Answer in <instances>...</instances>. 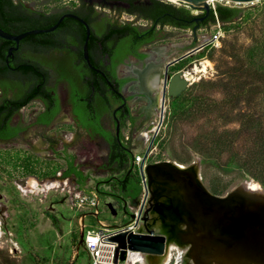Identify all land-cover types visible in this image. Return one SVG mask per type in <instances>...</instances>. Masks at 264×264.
Returning <instances> with one entry per match:
<instances>
[{"label":"rangeland","instance_id":"obj_1","mask_svg":"<svg viewBox=\"0 0 264 264\" xmlns=\"http://www.w3.org/2000/svg\"><path fill=\"white\" fill-rule=\"evenodd\" d=\"M14 1H22L25 6L34 8L39 7L41 4L52 7L56 5L51 0ZM62 3H64V0H62ZM171 4L185 7L192 14L202 13V11L183 5ZM218 4L240 10L239 16H242L247 11L254 13L253 17L255 19H259L261 16L260 12H258L259 9L262 8L264 10V0L245 4L219 1ZM239 18H236V20ZM253 32L255 30L251 24H242L232 30L225 31L222 24L217 23L198 30L196 33L189 29L165 28L158 38L161 40L157 41L156 45L170 52L171 59H173L194 47L206 43L220 33L218 47L204 48L187 57L186 67L183 69V72L193 74L195 68H198V70L203 68L202 63L208 64L206 72L193 74L195 81L187 87L184 93L188 92L193 84L215 83L216 87L212 89L205 86V92L211 101H219L227 93L226 88L221 87L222 82L226 81H223L222 72L226 68L231 67L233 63L230 59L226 61L221 56L220 48L226 44V49L227 46H236L237 49L242 50L250 43V37L254 34ZM212 49H214L212 59L206 57L198 58L200 53L207 54ZM147 53L152 54L153 52L147 51ZM47 63V66L52 67L54 70L59 68H63L62 72L69 70L67 64L64 65L61 59H55ZM123 69L126 70L124 67ZM169 75L171 76L173 73L170 72ZM55 85L58 87V98L62 105L61 122L47 127L34 125L35 116L42 108L38 102H34L18 112L13 118V122L22 125L25 131L15 140L0 143V150H10L8 154L4 151L0 152V264H90L87 253L79 244L80 227L82 223L88 227H97V221L92 216H87L80 224V217L85 211L79 210L71 198L79 190H95L98 181H103L106 178L107 175L102 174L103 170L101 168L105 151L101 145L97 144L94 137H88L84 132L70 128L66 86L57 81H55ZM161 88L162 83L159 84V89L156 90L158 101H160ZM197 90V88H194L193 92L196 93ZM234 91L235 89L233 88L230 93ZM255 92L261 93L260 96L257 95L258 97L253 100L252 96L254 95L249 93V97H251L247 100H250V102L245 99L241 100L237 110L232 114L233 117L241 113H260V99L262 94H264V86L255 90ZM130 95L131 93L126 94L127 97ZM231 95L233 94H229V96ZM131 104L136 123L133 126L125 127L123 135L129 138L133 155L144 156L154 135L155 128L159 123L160 109L157 106L151 112L150 118L144 121L143 114L147 100L141 99ZM168 106L169 98H166L163 120L156 135L158 140L153 142L150 147L146 165L170 162L184 167L196 164L202 169L201 157L197 150L199 143L201 144L202 141H204V144L207 143L205 135L215 128V131L220 134L225 131L238 130L240 127V122H237L236 118L233 122L225 124L224 121L227 117L217 118L215 114L210 116L195 114L187 118H177L168 127L166 125L167 120H165L168 115ZM249 137V135L242 133L240 138L238 137L237 141L234 142V150L242 155L254 139L249 140ZM52 148L57 149L58 154L62 157L63 153L75 157V164L86 177L83 186H79L74 177H61L65 164L60 157H50ZM21 154L25 156L35 155L37 157L30 159V163H35L33 166L35 174L33 176H25L23 170L12 168L13 163L5 166L7 162L5 163L4 161L8 160L3 159H7L8 156L13 159ZM214 156L220 161L219 169L210 167L204 169V172L207 173V179H211L216 175L221 177L223 182L229 184L226 194L242 184L244 189L247 184H259L247 176L246 172L241 174L237 170H227L231 172H225L224 174L222 171L226 169H223L222 165L226 164L229 155L222 152L221 154L215 153ZM177 159H183L186 163H180ZM202 173L201 178L203 176ZM202 182L207 188L203 178ZM100 190L109 191L110 189L109 187L101 186ZM98 195L99 221L108 226H117L123 225L130 220L132 209L137 205V201L135 202L136 205L126 208L127 213L125 214L123 204L121 205L117 199L109 195ZM160 200L164 201L163 199ZM145 220L142 231L146 229L156 231L155 229L161 226L165 231L162 232V229V231L156 232L166 236L169 234L170 227L164 224L155 211L148 213ZM146 258L153 264L152 260L155 258L150 256ZM179 258V253L172 251L170 264H181ZM154 264H156V259Z\"/></svg>","mask_w":264,"mask_h":264},{"label":"flooded vegetation","instance_id":"obj_2","mask_svg":"<svg viewBox=\"0 0 264 264\" xmlns=\"http://www.w3.org/2000/svg\"><path fill=\"white\" fill-rule=\"evenodd\" d=\"M170 3L173 2L168 3L164 0H64L65 8L58 7L55 12L50 10L47 13V15H59L60 17L67 14L75 15L86 22L90 36L106 37L107 44L112 50L113 59H110L109 53L102 54L103 56L98 58L99 52L97 51H100L101 47L98 40L94 45L90 42L87 44L91 65L102 72L104 76L92 70L84 59L85 27L77 20L68 18L75 23L71 28H60L59 24L53 31L26 35L19 39L18 43L0 37V109L4 110L0 116V134L15 131L13 136L0 137V143L15 140L25 131L22 125L13 122V118L18 112L34 102H38L42 107L35 116L34 125L47 127L61 122L62 105L58 98V87L55 85V81H57L63 83L67 89L70 128L76 131L80 130L88 137H94L97 144L104 149L105 155L110 149V143L114 142L121 143L125 152L132 151L128 147L129 138L123 135L125 127L133 126L136 123L131 103L146 99L144 121L150 118L153 109L159 106L156 90L162 83V92L166 76L165 67L167 62L172 60L170 52L156 45V42L161 40L158 38L162 30L165 28L189 29L196 33V31L212 25L210 23L202 24L207 19L208 14L191 13L193 19L184 20L189 23V27H174L172 25L174 19H181L173 14L172 8L169 6ZM25 7L30 11L36 9V7ZM180 7L177 8L178 11H181ZM200 18L203 19L200 20ZM56 22L51 25L33 27L19 33L1 25L0 29L9 36L16 37L35 30H47ZM123 28L135 29L139 33L138 38L133 40L130 32H125L126 34L119 36L124 31ZM147 51L153 53L148 54ZM55 59H61L64 65L67 64L69 70L62 72L63 68L54 70L52 67H48L47 62ZM24 61H33L42 65L43 69L46 70L47 74L44 75L43 80H47L40 89L35 90L34 87L30 86L31 81H22L18 77L19 75L15 70L19 67L20 62ZM179 62L167 68V76H170L171 68ZM149 73L154 75L150 77ZM89 74H94L102 79L106 90L103 91V96H99L98 93L96 96L90 97L89 102H86L83 100H86L85 97L89 91H94V87L88 83ZM115 81L122 83L117 85ZM46 93L50 98L44 96ZM129 93L131 95L127 97L126 94ZM166 98L168 97L166 96ZM27 99H30L29 102H25ZM87 103L91 104L93 120L88 116ZM19 105H21L20 108L6 122L7 114L13 110L14 106ZM75 109L79 111V117L81 116L83 121H94L104 134L93 133L92 128L86 129L81 126L79 124L81 119L77 117L78 113L74 114L73 110ZM48 117L46 123L45 118ZM122 137L124 141L121 139ZM50 151V157H62L58 154L57 149L52 148ZM71 156L74 165H76L75 157ZM151 192L152 197L146 216L151 211H155L166 222L173 217L171 205L160 199L170 196V188L167 185L156 184L151 188ZM140 197L141 192L137 202H139ZM134 204L125 202L123 206L126 209Z\"/></svg>","mask_w":264,"mask_h":264},{"label":"trees","instance_id":"obj_3","mask_svg":"<svg viewBox=\"0 0 264 264\" xmlns=\"http://www.w3.org/2000/svg\"><path fill=\"white\" fill-rule=\"evenodd\" d=\"M54 5L53 7L50 5L41 4L39 7H36L34 11L28 10L22 1L14 2V0H0V25L10 28L13 32H22L27 29L37 27V26H45L51 25L55 23L59 19V15H47L50 10L56 11V8H65L62 3V0H52ZM59 1V2H58ZM172 8L173 14L177 16L181 20L174 19L172 25L178 28H186L189 27V23L185 22L186 20H192L193 16L191 15V11L185 7H180L181 11H178V7L169 5ZM240 10L232 7H227L223 5H216L215 9H209L208 17L202 23L205 25L206 23H210L215 25L217 23L222 24V27L225 31H229L234 29L236 26L245 24L252 25V28L255 30L254 34L250 37V43L244 47V49L240 50L235 47L227 46L226 44L220 48V54L222 57L229 61V59L233 62L231 67L226 68L225 71L222 72L223 81L221 87H225L227 93L224 98L219 101H211L207 93L205 92L206 88L212 89L216 87V84L209 83H198L190 86L189 91L186 93H182L180 96L175 97L173 99L169 98V106H168V115L165 117L167 120L166 125L169 127L170 123L176 120L177 118H187L189 116H194L195 114L207 115L210 116L215 114V116L227 117L224 121L225 124H229L233 122L236 118L237 122H240V127L238 130L234 131H225L218 134L215 130H211L209 133L205 135V141L199 143L198 145V154L201 157V167H202V178L203 181L207 185V189L214 196H224L226 195L229 184L222 181L221 177L214 175L213 178L207 179V173L204 172V169L214 167L219 169L220 161L216 159L214 156L215 153L221 154L225 152L229 155L227 158L226 164L222 165L225 172H231L227 170H237L241 174L246 172L251 179L258 182L261 187L264 189V94H262L260 99V113H241L239 115L232 114L235 110H237V106L241 100H246L250 102L249 93L252 95V99L260 96L258 92H255L261 86H264V10L262 8L259 9L258 12L261 14L259 19H255L253 14L249 11L243 13L242 16H239ZM204 14V12H202ZM240 17V18H239ZM236 18H239L236 20ZM88 20V19H87ZM185 20V21H184ZM258 22V23H257ZM75 23L66 18L60 23V28H71ZM184 26V27H182ZM129 29V31H128ZM122 30V29H121ZM123 32L119 34L122 36L129 33L132 36L133 40L138 38L139 33L133 28H123ZM118 33V32H116ZM100 42L101 47L99 52V57H102V54L109 53L108 55L112 58V50L107 44L106 37L102 36H90L88 42L92 43V45L96 44V42ZM6 44V43H5ZM214 49L208 51L207 54L200 53L198 58H213ZM92 57V56H90ZM228 59V60H227ZM187 58L180 61L174 67H172V73H176L185 68ZM106 69V68H105ZM18 73V77L22 81H31L30 86L34 87V89H40L45 80H43L44 75L47 74L46 70L43 69L42 65L37 64L33 61H24L20 62L19 67L15 70ZM16 73V74H17ZM89 85L94 87V91H89L88 95L85 97L83 101L89 102L90 97H94L99 93V96H103V91L106 90L104 82L98 76L94 74H89ZM117 85L121 84L120 81H115ZM205 86H208L205 88ZM194 88L198 90L196 93L193 92ZM235 89L233 93H230L232 89ZM204 89V90H202ZM198 92V93H197ZM229 94H233L229 96ZM258 95V96H257ZM44 96L50 98L48 93L44 94ZM31 97V96H30ZM29 97V98H30ZM30 100V99H29ZM27 101L25 102H29ZM21 105L14 106L13 110L7 114L5 117L6 122L10 119L11 115L14 114ZM74 114L78 113L77 117L81 120L79 124L84 128H92L93 133H99L100 135L104 134L97 124L93 120L94 116L91 115V104L87 103V113L91 118L90 122L83 121L81 116L79 117V111L77 109L73 110ZM4 112V110L0 109V116ZM237 112V111H236ZM48 118H45V122H48ZM249 135V140H252L248 149L244 151L241 155L238 151L234 150V142L237 141L238 137L240 138L241 134ZM13 133L8 134H0V137L7 138L13 136ZM124 141V138H121ZM156 139L154 142H156ZM156 144V143H154ZM162 146V144H161ZM128 147H130V143L128 142ZM109 151L106 155H104L103 163L101 168L103 170V175H107L103 181H98V184L95 186V190L98 194L109 195L117 199L121 205L125 202H131L134 204L141 192L140 187V178L139 173L135 165L132 164L133 153L132 151L125 152L122 148L121 143H110ZM8 154L10 150L3 149ZM37 158L35 155L25 156L23 154L4 161L6 163L5 166H9L13 163L12 168L21 169L24 171L25 176H33L35 174V170L33 166L35 163H30V159ZM65 164V169L62 172V178H70L74 177L76 179V183L79 186H83L86 177L79 170V168L74 165L73 157L71 155H67L63 153V157H61ZM180 163H186L183 159H177ZM205 173V174H204ZM54 174V173H53ZM243 176V175H242ZM109 187V191H102L100 187ZM123 206V205H122ZM124 207V206H123ZM124 210V209H123ZM125 214L126 209H125ZM49 214V213H48ZM81 246V245H80ZM79 246V247H80Z\"/></svg>","mask_w":264,"mask_h":264},{"label":"water","instance_id":"obj_4","mask_svg":"<svg viewBox=\"0 0 264 264\" xmlns=\"http://www.w3.org/2000/svg\"><path fill=\"white\" fill-rule=\"evenodd\" d=\"M164 1L183 3V6L202 11L206 15L210 9L206 4V1L210 0ZM226 1L245 4L259 0ZM197 3H202V5H195ZM64 18L77 20L85 27L84 59L92 70L104 76L102 72L91 65L88 57L89 27L84 20L75 15L61 16L56 24L47 30H35L16 37L9 36L0 29V37L18 43L19 39L26 35L55 30ZM202 19L200 18V20ZM200 49L201 45L167 62L165 67L166 76L160 98L161 107L165 105L166 96L170 99L178 97L190 85L183 77L182 72L167 76V68L199 52ZM162 120L163 109L161 108L159 123L143 156L140 168L143 167L146 161ZM141 176H146L150 194H152L151 188L156 184L167 185L170 188V196L163 198L167 204L171 205L173 217L166 222L163 221L165 225L170 227V232L166 236L157 233L153 229H146L139 234L123 232L111 237L110 240L117 244L114 263L125 259L126 250L141 252L151 258L162 256L169 241L175 239L174 241L179 244L188 246L187 255L194 264H264V190L260 184L258 185L263 191L262 194L248 192L242 184L224 196H214L202 182L199 165L193 164L184 167V169H179L175 163L170 162L145 165ZM123 209L125 211V207ZM130 218H133L132 214ZM79 238V244L81 245L83 241L82 233ZM154 262L155 259L152 260L153 264Z\"/></svg>","mask_w":264,"mask_h":264},{"label":"built area","instance_id":"obj_5","mask_svg":"<svg viewBox=\"0 0 264 264\" xmlns=\"http://www.w3.org/2000/svg\"><path fill=\"white\" fill-rule=\"evenodd\" d=\"M219 1L226 0H210L206 1V4L209 8L215 9V6L219 5ZM220 36L221 35L219 33L213 38L209 39L206 43L201 45L200 50L204 48L218 47ZM183 71L184 70L181 71L183 77L189 82V84L195 81V79L189 80L186 77V74L190 73ZM142 162L143 156L134 155L132 164L135 165L139 173L141 197L139 198V202H137V205L132 209L131 214L133 215V218H130V220L123 225L108 226L107 224L98 220L99 195L96 190H79L78 192L73 194V197L71 196L74 205L78 207L79 210L85 211V213L81 215L82 217H80V224L81 221L87 216H92L97 221V227H88L86 224L83 223L80 227V231L83 234V241L81 243V246L87 253L88 258L90 260V264H141V257L149 256L141 252L126 250L125 259L123 261H118L117 263H114L117 244L110 240L111 237L123 232L133 234H139L141 232H144L142 231V228L146 221H144V219L146 217V213L150 204L151 194L150 188L147 185L146 176H141V172L144 171V167L146 165V162H144L143 167L140 168Z\"/></svg>","mask_w":264,"mask_h":264},{"label":"bare ground","instance_id":"obj_6","mask_svg":"<svg viewBox=\"0 0 264 264\" xmlns=\"http://www.w3.org/2000/svg\"><path fill=\"white\" fill-rule=\"evenodd\" d=\"M173 3L179 4V5L183 4V3H177V2H173ZM195 5H202V3H197ZM202 64H203V68L201 70H198V68H195L194 69V73L206 72V68H207L208 64L207 65H205V63H202ZM200 66H202V65H200ZM193 74H186V77L189 80H194ZM149 75H150V73H149ZM153 75L154 74H151L150 77H152ZM160 98H161V96H160ZM164 107H165V105L163 107H161V102L159 101V109L161 110V108H162L163 109V113H164ZM159 118H160V115H159ZM151 129H154V128H151ZM176 165H177V167L179 169H184V166L179 165V164H176ZM245 190H247L248 192H252V193L262 194V190L259 187V185H257V184H251V183L247 184V185H245ZM162 229H163V227L158 226L155 230L156 231H162ZM164 231L165 230L163 229L162 232H164ZM187 250H188V246L187 245L179 244L178 242H176L173 239H171L169 241L168 245H167V249H166L165 253L162 256H158V257L155 258L156 259V264H170L171 260H172V251H177L179 253V256H180L179 259H180L181 264H194L192 262V260L188 257ZM141 258H142V259H140L141 264H151L146 257L142 256Z\"/></svg>","mask_w":264,"mask_h":264}]
</instances>
